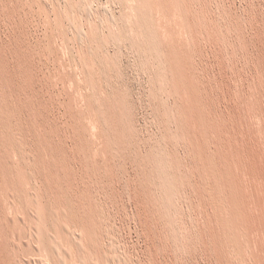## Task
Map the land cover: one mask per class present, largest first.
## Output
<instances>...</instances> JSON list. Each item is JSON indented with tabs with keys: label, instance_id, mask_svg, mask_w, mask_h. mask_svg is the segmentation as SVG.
Wrapping results in <instances>:
<instances>
[{
	"label": "rangeland",
	"instance_id": "obj_1",
	"mask_svg": "<svg viewBox=\"0 0 264 264\" xmlns=\"http://www.w3.org/2000/svg\"><path fill=\"white\" fill-rule=\"evenodd\" d=\"M0 118V264L38 204L56 264L59 202L132 263L264 264V0H0Z\"/></svg>",
	"mask_w": 264,
	"mask_h": 264
},
{
	"label": "bare ground",
	"instance_id": "obj_2",
	"mask_svg": "<svg viewBox=\"0 0 264 264\" xmlns=\"http://www.w3.org/2000/svg\"><path fill=\"white\" fill-rule=\"evenodd\" d=\"M48 4V3H47ZM90 9V8H89ZM90 13V12H89ZM81 39V38H80ZM6 112V111H5ZM13 118V117H12ZM9 121V120H8ZM8 125H9V122H8ZM0 126L2 127V129H5V130H7V124L5 123V121H3V120H1V118H0ZM10 126V125H9ZM15 126V125H14ZM13 128V127H12ZM4 130V131H5ZM12 130H14V129H12ZM11 130V131H12ZM14 134H15V131L13 132ZM10 134V133H9ZM14 134H12L13 136H14ZM21 135V134H20ZM5 136V135H4ZM3 136V137H4ZM6 137V136H5ZM12 137V136H11ZM13 138V137H12ZM4 139V142H6L5 141V138H3ZM14 140H16V138H14ZM18 141L20 142V140L18 139ZM23 142V141H22ZM11 143V142H10ZM6 144H8L7 142H6ZM20 144V143H19ZM22 144V143H21ZM16 145H18V143H16ZM26 145V144H25ZM15 146V145H14ZM20 146L21 145H19V148H20ZM30 146V145H29ZM16 147V146H15ZM26 147V146H25ZM5 148H6V151H10L9 150V148H8V146L6 147V145H5ZM18 148V149H19ZM27 148V147H26ZM24 149V148H23ZM21 150V149H20ZM33 150V149H32ZM5 151V150H4ZM13 151V150H12ZM25 151H27V150H25ZM34 151V150H33ZM36 151V150H35ZM18 152H20V151H18ZM24 152V151H23ZM22 152V153H23ZM17 153V152H16ZM25 154H28V153H26V152H24ZM34 154V153H33ZM19 156H20V154H18ZM30 155V154H29ZM6 156V155H5ZM14 157V156H13ZM17 157V156H16ZM16 157H14V158H16ZM25 157V156H24ZM28 158H29V160L28 161H30V163H32V161L34 160V161H36L35 159L36 158H33V160H32V158H30L29 156H28ZM51 158V157H50ZM20 159H21V157H20ZM25 159V158H24ZM32 161H31V160ZM26 161H27V159H25ZM45 160V159H44ZM7 161V160H6ZM12 161V160H11ZM10 161V162H11ZM22 160H20V162H21ZM28 161H27V164H28ZM14 160L12 161V165H14V168H15V164H14ZM37 162V161H36ZM35 162V163H36ZM40 162V161H39ZM24 163V162H23ZM34 163V164H35ZM213 163H214V161H213ZM26 164V163H25ZM33 164V163H32ZM40 165V164H39ZM39 165H37V166H39ZM41 166V165H40ZM1 167H2V165H1ZM17 167V166H16ZM14 168L12 167V170H14ZM24 168V167H23ZM30 168V167H29ZM28 168V169H29ZM32 168H33V171H35L34 170V166L32 165ZM20 170H21V168H19ZM27 169V170H28ZM31 169V168H30ZM37 170H41V168L40 169H38L37 168ZM22 171V170H21ZM25 171V170H24ZM23 171V172H24ZM38 171V172H39ZM26 173H27V171H25ZM226 172V171H225ZM10 173H12V171L10 172ZM26 173H25V176H26ZM40 173V172H39ZM13 174V173H12ZM34 172H29L28 171V173H27V176L28 175H30L31 177H34ZM11 175V174H10ZM40 175H43V172H41L40 173ZM40 175H38V176H40ZM8 176H9V174H8ZM14 176H16L15 174H14ZM30 176H28V177H30ZM41 177V176H40ZM43 177V176H42ZM227 177V176H226ZM9 178H11V177H9ZM13 179V178H12ZM22 179H23V177H22ZM42 179V178H41ZM17 180V179H16ZM207 180H208V178H207ZM229 180V179H228ZM233 180V179H232ZM39 181V180H38ZM16 182V181H15ZM30 182H31V180H30ZM37 183H39V182H37ZM211 183V182H210ZM36 184V183H35ZM41 184V183H40ZM39 184V185H40ZM44 185V184H43ZM45 186V185H44ZM206 186H208V185H206ZM41 187H42V185H41ZM208 187H210V186H208ZM233 187V186H232ZM212 188V187H211ZM231 188V187H230ZM44 189V188H43ZM58 189V188H57ZM46 190V189H45ZM216 190V189H215ZM228 190V189H227ZM40 191V190H39ZM207 192V191H206ZM212 192V191H211ZM214 192V191H213ZM231 192H232V189H231ZM20 193V192H19ZM209 193V192H208ZM230 193V192H229ZM34 194V193H33ZM32 194V195H33ZM212 194V193H211ZM224 194V193H223ZM231 195V194H230ZM21 196H24V194L23 195H21ZM27 196V195H26ZM29 196V195H28ZM47 196V195H46ZM69 196V195H68ZM232 196V195H231ZM230 196V197H231ZM238 196V195H237ZM44 197V196H43ZM220 197V196H219ZM18 198V197H17ZM37 198V197H36ZM235 198V197H234ZM13 199V198H12ZM45 199V198H44ZM48 199V198H47ZM213 199V198H212ZM33 200V199H32ZM46 200V199H45ZM211 200V199H210ZM216 200V199H215ZM220 200V199H219ZM222 200H223V198H222ZM221 200V201H222ZM240 200V199H239ZM15 201V200H14ZM20 201V203H28L29 202V200L28 199H26V198H22L21 200H19ZM37 201V200H36ZM42 201H44V200H42ZM48 201H50L49 199H48ZM64 201V200H63ZM220 201V202H221ZM41 202V201H40ZM46 202V201H45ZM65 202V201H64ZM225 202V201H224ZM37 203H39V202H37ZM59 203H62V202H59ZM57 204L58 205V208H59V205L60 204ZM17 204V203H16ZM18 204H19V202H18ZM34 204H35V201H34ZM48 204H49V202H48ZM67 204V203H66ZM221 204H223V203H221ZM225 204V203H224ZM35 205H37V204H35ZM13 206V205H12ZM20 206V205H19ZM19 206H17V208H20L21 206H22V204H21V206L19 207ZM46 206V205H45ZM51 208H52V204L51 205H49ZM49 206H47V207H49ZM54 206H55V204H54ZM26 207H27V205H26ZM50 207H49V209H50ZM57 207V206H56ZM56 209L57 211H55V213H54V217H53V215H52V212H49V214L51 213V218L53 219L52 220V226H53V224L55 225V226H57L58 228H59V236H60V238H58V239H54L55 241L54 242H52L53 243V245H52V248L49 250V252H50V254L52 255L51 257H53L54 259V261H56V264H136V263H132V262H130V257L129 258H127L126 259V256L124 257V255L122 256V257H120V256H118L117 255V252L114 254V252H112V251H110V250H108L107 248H105L104 246H102V244L100 243V241L99 240H101V239H99V240H97V236H96V232H95V230H93V229H91V227L90 226H87V225H82L81 226V229H80V231L79 232H77L76 234H77V236H76V234L74 235L73 233H74V224H75V221L73 220V218L71 217V214H70V206H69V204L68 205H65V204H62V206H60V208L59 209ZM21 209V208H20ZM52 209H54V208H52ZM228 209V208H227ZM227 209L225 210L224 209V211H227ZM27 210V209H26ZM217 210V209H216ZM17 211V210H16ZM27 211H29V210H27ZM49 211H51V210H49ZM222 212H223V210H222ZM17 213H19L18 211H17ZM29 213H31V212H29ZM216 213H218V212H216ZM224 213V212H223ZM227 213H229L228 211H227ZM33 222H32V227H29L28 225H27V222L26 221H24V220H22L21 219V216L20 217H17L16 219H14V220H12V221H7L6 220V222L4 223V224H6L7 226H5L6 228L8 227V229L9 230H11V231H13L14 232V234H15V236H16V234H17V236H18V238L20 239V240H18V238L16 239L17 240V243H15V245H17L18 247H16L13 243V246H15L16 247V251H20V249L22 248V249H26V250H28V251H34V259H27L26 260V258L24 259V262H22V264H40L39 262H40V260H39V258L42 256V249L43 248H40V246L41 245H39L38 246V244H40L41 243V234L43 233V225H44V223H45V218H44V216H43V214H42V208L39 206V204L37 205V206H35V208H34V210H33ZM103 214V213H102ZM226 214V213H225ZM31 215V214H30ZM221 215H222V213H221ZM220 215V216H221ZM29 216V215H28ZM226 216V215H225ZM32 217V216H31ZM228 217V216H227ZM99 218V217H98ZM220 218V217H219ZM222 218H223V216H222ZM224 218H226V217H224ZM224 218H223V220H224ZM23 219H24V216H23ZM28 219H30V218H28ZM50 219V218H49ZM229 221V219H226V221ZM225 221V220H224ZM232 222H233V220H231ZM231 221H229V222H231ZM30 222V221H29ZM105 222V221H104ZM229 222H227V223H229ZM241 222V221H240ZM95 223H96V221H95ZM31 225V224H30ZM222 225V224H221ZM231 226H232V223L230 224ZM229 225V226H230ZM242 225V224H241ZM229 226H227V224L224 222L223 223V232H224V234L227 236V238H228V241H227V244H228V246H231V248H233L235 251H236V253H238V254H241V253H243L242 252V250H241V247L238 245V244H236V242L234 241V237L233 236H231V232H230V228H229ZM231 228H233V227H231ZM245 229V228H244ZM97 230V229H96ZM51 231V230H50ZM237 231H239V228H238V230ZM76 232V231H75ZM99 233V232H98ZM48 234H50V233H48ZM44 235V234H43ZM100 235V234H99ZM53 236V235H52ZM222 236V235H221ZM49 238H51V237H49ZM24 239H26V242L24 241ZM108 240V239H107ZM15 240L13 239V242H14ZM51 241H53L52 240V238H51ZM223 241V240H222ZM245 242V241H244ZM110 243V242H109ZM35 244H37V246H35L36 247V249L35 248H33L34 247V245ZM111 244H113V243H111ZM110 244V245H111ZM118 244V243H117ZM245 244V243H244ZM120 245V244H119ZM245 245H247V244H245ZM249 245V244H248ZM43 246V245H42ZM112 246V245H111ZM111 246H109L110 248H111ZM222 246V245H221ZM15 247H13V248H15ZM225 248V247H224ZM229 248V247H228ZM117 250V249H116ZM124 250V249H123ZM44 252L46 251L45 250V247H44V250H43ZM115 251V250H114ZM118 251V250H117ZM47 252V251H46ZM45 252V253H46ZM49 252H48V254H49ZM246 252V251H245ZM247 252H249V251H247ZM19 253H22L21 251L19 252ZM119 253H121V252H119ZM24 254V253H23ZM32 255H33V253H31ZM248 254V253H247ZM16 255V254H15ZM22 255V254H21ZM31 255V256H32ZM47 255V254H46ZM91 256H93L94 258H96L97 259V263H92V262H89V258L91 257ZM234 256H235V254H234ZM237 257V256H236ZM18 258V257H17ZM23 258V257H22ZM45 258V257H44ZM20 259V258H19ZM132 259V258H131ZM53 261V262H54ZM92 261V260H91ZM21 262V261H20ZM94 262V261H93ZM135 262V261H134ZM44 263V262H43ZM153 263V262H152ZM247 263V262H246ZM41 264H42V262H41ZM51 264V263H50ZM238 264V263H237Z\"/></svg>",
	"mask_w": 264,
	"mask_h": 264
}]
</instances>
